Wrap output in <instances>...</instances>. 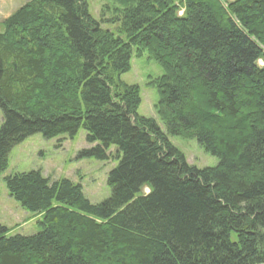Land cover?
I'll return each mask as SVG.
<instances>
[{"label": "trees", "instance_id": "trees-1", "mask_svg": "<svg viewBox=\"0 0 264 264\" xmlns=\"http://www.w3.org/2000/svg\"><path fill=\"white\" fill-rule=\"evenodd\" d=\"M107 1L115 32L86 0H28L2 24L0 176L28 138L81 129L82 156L116 165L100 204L41 171L7 177L41 220L33 236L0 225V264H264V0ZM144 54L166 133L120 80ZM166 134L218 166H190Z\"/></svg>", "mask_w": 264, "mask_h": 264}, {"label": "rangeland", "instance_id": "rangeland-1", "mask_svg": "<svg viewBox=\"0 0 264 264\" xmlns=\"http://www.w3.org/2000/svg\"><path fill=\"white\" fill-rule=\"evenodd\" d=\"M28 0H0V31L3 22L23 6ZM90 13L104 30L115 32L117 24H113V5L107 0H86ZM234 1V0H229ZM107 8V9H105ZM181 11L179 15H183ZM264 66V58L258 62ZM163 75L159 65L148 59L144 54L138 58L133 55L131 70L122 74L120 80L127 85H136L141 91V105L138 114L141 117L151 118L157 121L160 128L166 133L161 119L157 114L156 105L159 102V94L153 87V82ZM4 124L3 113L0 110V128ZM86 132L81 129L72 139L59 137L45 140L42 135L28 138L22 144L16 146L10 154V167L0 176V225L9 228L11 235L33 236L40 232L37 218L32 213L25 211L20 204L10 196L4 180L14 174L41 171L51 183L68 179L76 184H81L85 196L93 204H100L111 196L108 186V174L116 165L115 161H98L82 156V152L90 150L94 145L86 142ZM167 135V134H166ZM170 143L181 151L187 163L198 169L216 168L219 160L199 146L196 140H183L167 135ZM115 147L111 151H115ZM148 190H145V194Z\"/></svg>", "mask_w": 264, "mask_h": 264}]
</instances>
